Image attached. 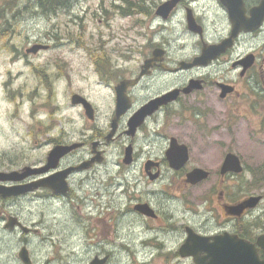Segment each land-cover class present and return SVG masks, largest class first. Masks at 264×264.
<instances>
[{"label":"flooded vegetation","instance_id":"1","mask_svg":"<svg viewBox=\"0 0 264 264\" xmlns=\"http://www.w3.org/2000/svg\"><path fill=\"white\" fill-rule=\"evenodd\" d=\"M172 1L111 0L124 20L144 18L124 29L121 64L105 63L101 38L100 91L74 90L66 60L37 72L55 105L31 116L29 146L0 147V264H232L235 242L264 260V0H177L159 14ZM176 23L188 42L175 58ZM118 98L129 109L115 120ZM229 155L238 163L223 170ZM195 170L207 177L193 184Z\"/></svg>","mask_w":264,"mask_h":264},{"label":"rangeland","instance_id":"2","mask_svg":"<svg viewBox=\"0 0 264 264\" xmlns=\"http://www.w3.org/2000/svg\"><path fill=\"white\" fill-rule=\"evenodd\" d=\"M39 1L0 0V147L10 151L29 146L27 130L32 124L31 116L43 118L48 112L47 106L53 108L55 105L45 95L37 74L39 70L44 69L50 75L55 61L66 60L73 72L74 90L86 86L90 93L98 91L91 55L96 52L101 58V38L107 39L104 42L107 43L108 55L105 63L108 64L109 60L112 64H121L122 48L132 45L133 36L132 32H124V29L135 22L139 29V20L144 18L138 16L124 20L121 13L111 11V0H77L70 9H59L57 15L54 14L55 9L51 13L43 11ZM138 4L136 8L141 7ZM101 6L108 10L110 16L104 17ZM181 31L180 24L169 25L170 48L175 58L183 55L182 44L188 42L187 39L180 41ZM53 35H58L59 41H54ZM141 43L145 41L139 38ZM36 44L48 45L50 51L26 55V50ZM57 103L61 112H69L63 98L59 97ZM95 107L101 118L111 111L104 96ZM71 113L76 114L77 111L72 110ZM121 238L125 235L121 234ZM44 257L50 259L48 254ZM122 264L131 262L123 261Z\"/></svg>","mask_w":264,"mask_h":264},{"label":"water","instance_id":"3","mask_svg":"<svg viewBox=\"0 0 264 264\" xmlns=\"http://www.w3.org/2000/svg\"><path fill=\"white\" fill-rule=\"evenodd\" d=\"M176 1L177 0H174L170 3L169 2L164 3L161 6H159V9H158L159 14H161L162 16H165L166 14H168L170 12V10L173 8V6L175 5ZM48 48L49 47L46 45L36 44V45H33L31 48L27 49L26 53L35 55L38 52H40L41 50H48ZM196 61L197 60H195L194 63H192L191 65H196ZM148 64H149L148 62H145V67H147ZM182 65H184V64H182ZM175 94H176V92L167 95L164 98V100L170 101V100L174 99L176 97ZM72 103H73V105L82 104L83 108L85 110V113L87 114V116H89L91 118V115L93 114V109H92V106L85 99L81 98L80 96L75 95L73 97ZM148 107H146L145 111L148 109ZM128 109H129L128 103H126L124 100H122V98H118V101L116 104L115 120L119 119ZM139 115H140V117H139ZM143 115H144V113H142V112L138 113L137 115H135L131 119V122L138 124V122H140L141 117ZM124 161L125 162L130 161V150L126 151ZM236 161H237V158L234 155H229L227 157V159L225 160V163L223 164V170H234V164ZM237 163H238V161H237ZM206 177H207V174L200 171V170H195L193 173H191L188 176L189 180L193 184L199 182L200 180L205 179ZM257 201H258V198H251L249 200V204H254ZM237 245L235 242L234 248L229 250L230 253L233 254L232 264H264V260L259 261L257 256L254 254L253 250L251 248H249L247 245L244 246V244L242 242H239V244H237ZM262 246L264 248V245H262ZM247 249L249 250V252H247ZM93 264H96V263H93Z\"/></svg>","mask_w":264,"mask_h":264},{"label":"trees","instance_id":"4","mask_svg":"<svg viewBox=\"0 0 264 264\" xmlns=\"http://www.w3.org/2000/svg\"><path fill=\"white\" fill-rule=\"evenodd\" d=\"M77 0H40L38 5L45 11L46 13H51L56 9V7L61 3H69V2H75ZM44 7V8H43ZM47 8V9H46ZM49 8V9H48Z\"/></svg>","mask_w":264,"mask_h":264},{"label":"bare ground","instance_id":"5","mask_svg":"<svg viewBox=\"0 0 264 264\" xmlns=\"http://www.w3.org/2000/svg\"><path fill=\"white\" fill-rule=\"evenodd\" d=\"M63 6H64V5H63ZM63 6H62V8H63ZM65 6H66V8H67V6H68V5H67V3H66V5H65ZM40 8H42V6H41ZM40 8H39V9H40ZM43 8H44V7H43ZM46 9H47V8H46ZM48 9H49V8H48ZM60 9H61V8H60ZM67 9H68V8H67ZM57 10H58V9H57ZM41 12H42V11H41ZM5 33H7V32H5ZM3 37H5V38H6L7 36H5V35H4ZM3 40H4V39H3Z\"/></svg>","mask_w":264,"mask_h":264}]
</instances>
